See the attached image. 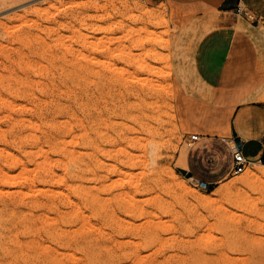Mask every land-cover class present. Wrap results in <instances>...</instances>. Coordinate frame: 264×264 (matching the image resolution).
I'll return each mask as SVG.
<instances>
[{"label": "rangeland", "instance_id": "374dc122", "mask_svg": "<svg viewBox=\"0 0 264 264\" xmlns=\"http://www.w3.org/2000/svg\"><path fill=\"white\" fill-rule=\"evenodd\" d=\"M192 1L0 0V264H264V161L230 171L235 90L193 68L219 12ZM248 85L261 106L264 59Z\"/></svg>", "mask_w": 264, "mask_h": 264}, {"label": "crops", "instance_id": "0c3cea01", "mask_svg": "<svg viewBox=\"0 0 264 264\" xmlns=\"http://www.w3.org/2000/svg\"><path fill=\"white\" fill-rule=\"evenodd\" d=\"M238 3L251 19L234 12ZM190 4L212 5L219 12L217 25L196 43L194 72L213 90H236L248 84L260 59H264V0H195ZM260 103L258 106L245 99L237 104L229 126L232 140L241 142L250 164L264 161V118L259 114L264 112V103ZM254 150L255 155L249 158V151ZM179 166L187 168L182 162Z\"/></svg>", "mask_w": 264, "mask_h": 264}, {"label": "bare ground", "instance_id": "6f19581e", "mask_svg": "<svg viewBox=\"0 0 264 264\" xmlns=\"http://www.w3.org/2000/svg\"><path fill=\"white\" fill-rule=\"evenodd\" d=\"M244 24V23H243ZM246 25V24H245ZM17 37V36H16ZM32 37V36H31ZM22 44V43H21ZM19 62V61H18ZM257 77V76H256ZM256 79V78H255ZM254 79V80H255ZM254 80H252V81H254ZM251 81V82H252ZM256 82H257V80H256ZM250 84H252V83H250ZM254 84V83H253ZM47 87V86H46ZM248 87H251L250 85H248V84H246L245 86H242L241 88H240V90L238 91L237 89V91L235 90V91H224V92H220V93H222L218 98L223 102L222 104H223V110H222V112H221V114H222V121H221V125L223 126V130L224 131H226V133H229V126H230V121H231V116H232V113H233V111H234V109H235V107H236V105L237 104H239L240 102H242L243 100H245V99H247L248 98V96H247V94H246V92H248V91H246L247 89H248ZM4 91V90H3ZM42 94V93H41ZM218 94V93H217ZM218 96V95H217ZM216 95H215V97L214 98H216L217 97ZM3 99V98H2ZM5 100V99H4ZM7 100V99H6ZM10 99H8V101H9ZM22 100V99H21ZM43 100V99H42ZM219 100V101H220ZM219 101H215V99H214V102H219ZM14 102V101H13ZM43 102V101H42ZM220 103V102H219ZM14 104H16V103H14ZM8 105V104H7ZM13 105V104H12ZM19 105H21V103L19 104ZM213 106H215L214 104H212ZM211 105V107H213ZM14 106V105H13ZM226 106H227V109H225L226 108ZM25 107V106H24ZM27 108V107H26ZM37 108V107H36ZM216 108V107H215ZM9 109V108H8ZM31 109V108H30ZM40 109V108H39ZM211 109V108H210ZM212 109H214V107L212 108ZM6 110V109H5ZM43 110V109H42ZM46 110V109H45ZM216 110V109H215ZM214 111V110H213ZM217 111H219V110H217ZM43 112H45V111H43ZM47 112V111H46ZM220 112V111H219ZM204 114V113H203ZM208 114V113H207ZM219 114V113H218ZM212 115V114H211ZM47 119H49V118H47ZM204 119V118H203ZM53 120V119H52ZM208 121H209V119H208ZM207 122V121H206ZM205 122V123H206ZM57 123V122H56ZM207 124V123H206ZM208 124H210L209 122H208ZM47 125V124H46ZM213 125V124H212ZM207 126V125H206ZM205 126V127H206ZM50 127V126H49ZM52 127V126H51ZM209 127V126H208ZM212 127H214V126H212ZM221 128V127H220ZM211 130H209V132H210ZM215 131H219V130H215ZM214 131V132H215ZM52 136V135H51ZM197 137V136H196ZM71 138H72V136H71ZM198 138V137H197ZM196 138V139H197ZM63 141V140H62ZM154 150H155V147H154V145L152 144L151 145V148H150V151H151V153H153L154 152ZM67 155V154H66ZM72 155V154H71ZM152 157V156H151ZM181 163H179V165H180ZM252 164H255V163H252ZM255 168V167H254ZM263 168V167H262ZM264 175V170L263 171H258L257 169H256V171H248L247 172V176L248 177H250V178H252V179H259L260 178V176L261 175ZM76 175V174H75ZM129 176V175H128ZM131 176V175H130ZM175 176H177V174H175ZM79 177V176H78ZM177 177H179V176H177ZM181 179V181H180V183H176V184H174L173 185V188H174V191L176 192V193H178L180 196H183V197H186L187 195H188V193H189V190H188V187L186 186V184L184 183V180H182L183 178L181 177L180 178ZM133 180V179H132ZM259 181H260V179H259ZM131 182V181H130ZM235 183H236V181H234ZM240 183V182H239ZM248 183V182H247ZM241 184V183H240ZM232 185V184H231ZM227 185H222V186H220V188H219V191H222V190H224L225 189V187H226ZM233 187V186H232ZM234 187H236V186H234ZM230 188V187H229ZM121 189V188H120ZM232 189V188H231ZM132 190V189H131ZM233 190V189H232ZM235 190V189H234ZM236 190H238V188L236 189ZM137 192V191H136ZM174 192V193H175ZM217 192V191H216ZM226 192V191H225ZM129 193V192H128ZM125 194H126V192H125ZM213 194V192L211 193V195ZM223 194V193H222ZM217 195V194H216ZM227 195V194H226ZM124 196V195H123ZM129 196V195H128ZM132 196V195H131ZM197 196L198 197H202V199L204 198V200H208L209 198H210V196L209 195H206V196H202V195H200L199 193H197ZM236 196V195H235ZM196 197V196H195ZM131 198H133V197H130V199ZM235 198V197H234ZM248 198H251V197H248ZM129 199V200H130ZM136 199V198H135ZM135 199H131V200H135ZM140 199V198H139ZM138 199V200H139ZM142 199V198H141ZM144 199V198H143ZM212 199V198H211ZM130 200V202H132ZM177 200V199H176ZM201 200V199H200ZM251 200V199H250ZM69 201H71L70 199H69ZM137 201V200H136ZM198 201H199V199H198ZM258 201V200H257ZM207 202V201H206ZM211 203H213V201L211 202ZM215 203V202H214ZM70 204V203H69ZM93 204V203H92ZM234 205V204H233ZM220 206H222V205H220ZM222 207H224V205L222 206ZM242 207V206H241ZM73 208V207H72ZM250 209H251V207H250ZM80 211V210H79ZM220 211H221V208H220ZM138 212L140 213V214H145V220H144V223L147 225V230L149 231V232H153V230L154 229H156V228H158V226H161V219L159 220V221H155L153 218H152V216H150V214L148 213L147 214V212H146V210L144 209V207L142 208V207H140V208H138ZM227 212H228V210H227ZM233 212V211H232ZM81 213V212H80ZM226 214V213H225ZM236 214V213H235ZM83 215V214H82ZM238 215V214H237ZM247 215V214H246ZM87 216V215H86ZM248 216V215H247ZM85 217V216H84ZM156 216H154V218H155ZM158 218V217H157ZM89 220V219H88ZM163 223V222H162ZM224 223V222H223ZM85 224H88V226L87 227H89V228H91V225H89V223H86V222H84V226H85ZM140 224V223H139ZM164 224V223H163ZM162 224V225H163ZM67 226V225H66ZM237 226V225H236ZM69 227V226H68ZM235 229V228H234ZM93 230V229H92ZM240 230V229H239ZM65 231V230H64ZM144 231V230H143ZM175 231V230H174ZM94 232V231H93ZM178 233V232H177ZM98 234V233H97ZM159 234V233H158ZM178 235V234H177ZM222 235V234H221ZM100 237V236H99ZM210 237H212V236H210ZM253 239V238H252ZM214 240V239H213ZM234 240V239H233ZM233 240H230V241H227V243H226V245H227V247H229V248H239V249H241V248H243V246H241V243L240 242H236V241H233ZM166 241H167V239H166ZM178 241V240H177ZM218 241V240H217ZM71 242V241H70ZM81 242V241H80ZM176 242V241H175ZM224 242V241H223ZM73 243H74V241H73ZM222 243V242H221ZM87 244V243H86ZM78 245V244H77ZM159 245V244H158ZM72 246V245H71ZM87 246V245H86ZM99 247V246H98ZM101 247V246H100ZM76 248V247H75ZM87 249V248H86ZM226 249V248H225ZM69 250V249H68ZM193 250V249H192ZM85 251V250H84ZM87 251V250H86ZM179 251V250H178ZM220 251V250H219ZM75 252H76V250H75ZM90 252H92L93 254H94V252L93 251H90ZM180 252V251H179ZM249 252V251H248ZM89 253V252H88ZM102 253V252H101ZM216 253V252H215ZM60 254V253H59ZM62 254H63V252H62ZM73 254V253H72ZM85 254V253H84ZM69 255H71L70 254V252H69ZM83 255V254H82ZM65 256V255H64ZM68 256V255H67ZM88 256V255H87ZM91 256H93V255H91ZM143 256L145 257V255L143 254ZM210 256V255H209ZM221 256H222V254H221ZM77 257V256H76ZM90 257V256H89ZM142 257V256H141ZM185 257L187 258V260H190V261H199V260H204V259H206V257L204 256V255H202V254H200V253H197L196 251L194 252V251H190V252H188L186 255H185ZM218 257H219V255H218ZM251 257V256H250ZM64 258V257H63ZM70 258V257H69ZM88 258V257H87ZM91 258H94V257H91ZM127 258V257H126ZM72 259V258H71ZM129 259V258H128ZM141 259V258H140ZM175 259V258H174ZM218 259V258H217ZM74 260V259H73ZM72 260V261H73ZM92 260H94L95 261V259H92ZM213 260V259H212ZM220 260V259H219ZM218 260V261H219ZM222 260V259H221ZM223 261V260H222ZM246 261V260H245ZM263 261V260H262ZM238 262V261H237ZM98 263V262H97ZM132 263V262H131ZM84 264V263H83ZM133 264V263H132ZM164 264V263H163ZM262 264V263H261Z\"/></svg>", "mask_w": 264, "mask_h": 264}, {"label": "built area", "instance_id": "2783aa9c", "mask_svg": "<svg viewBox=\"0 0 264 264\" xmlns=\"http://www.w3.org/2000/svg\"><path fill=\"white\" fill-rule=\"evenodd\" d=\"M234 12L237 15H241L248 19L252 18L251 14H249V12L240 3H238V5L234 7ZM196 138L197 137L195 135L191 136L192 140H196ZM249 164L250 161L243 154L241 142L233 141V150L231 153V173L233 175L240 174L246 169ZM199 187L202 190L207 191L210 189L211 186L209 183L202 182L199 183Z\"/></svg>", "mask_w": 264, "mask_h": 264}]
</instances>
